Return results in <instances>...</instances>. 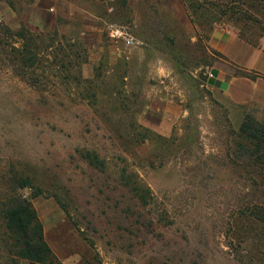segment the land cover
I'll list each match as a JSON object with an SVG mask.
<instances>
[{
  "label": "rangeland",
  "instance_id": "374dc122",
  "mask_svg": "<svg viewBox=\"0 0 264 264\" xmlns=\"http://www.w3.org/2000/svg\"><path fill=\"white\" fill-rule=\"evenodd\" d=\"M67 1L0 0V203L38 194L65 264H264L237 230L257 194L230 157L264 109L202 74L214 22L264 48V0H209L196 20L185 0ZM112 24L142 43H114ZM5 232L0 213V264H32Z\"/></svg>",
  "mask_w": 264,
  "mask_h": 264
},
{
  "label": "trees",
  "instance_id": "16d2710c",
  "mask_svg": "<svg viewBox=\"0 0 264 264\" xmlns=\"http://www.w3.org/2000/svg\"><path fill=\"white\" fill-rule=\"evenodd\" d=\"M210 2L212 1L185 0L183 3L189 16L196 20L197 12ZM211 25L213 30L214 24ZM20 35L25 43L19 54L21 60L25 61L22 55L26 52L32 53L30 45L33 39L30 31H22ZM207 62L209 61L207 60L204 66ZM22 65L26 64L22 61ZM202 74L206 75L203 69ZM145 130L151 132L148 128ZM231 134L236 136L234 140L232 139L234 150L232 156L230 155L231 163L237 166L241 176H245L246 180L250 181L257 194L255 202L242 212L237 230L246 236L243 239L252 240L253 247L264 255V120L248 113L239 130H232ZM26 187L33 188L29 182L23 183L20 188ZM37 196L36 193H33L31 198L26 194L17 195L12 189L11 195L0 203V213L4 215L6 226V246L15 259L27 260L32 264H65L59 260L46 240L43 222L32 202Z\"/></svg>",
  "mask_w": 264,
  "mask_h": 264
},
{
  "label": "crops",
  "instance_id": "0c3cea01",
  "mask_svg": "<svg viewBox=\"0 0 264 264\" xmlns=\"http://www.w3.org/2000/svg\"><path fill=\"white\" fill-rule=\"evenodd\" d=\"M40 1L35 0L31 8H38ZM52 2L56 7H63L68 1ZM0 8L11 10L2 2ZM214 25L209 38L211 55L203 66L208 86L223 92L238 105L252 104L264 109V48L240 39L227 23L214 22ZM238 69L245 73H237Z\"/></svg>",
  "mask_w": 264,
  "mask_h": 264
},
{
  "label": "built area",
  "instance_id": "2783aa9c",
  "mask_svg": "<svg viewBox=\"0 0 264 264\" xmlns=\"http://www.w3.org/2000/svg\"><path fill=\"white\" fill-rule=\"evenodd\" d=\"M108 35L114 43H122L127 47H136L142 43L141 40L133 34L132 28L124 25H110Z\"/></svg>",
  "mask_w": 264,
  "mask_h": 264
}]
</instances>
